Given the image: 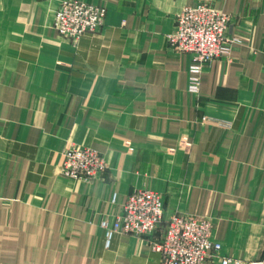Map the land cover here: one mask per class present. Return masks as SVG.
Returning <instances> with one entry per match:
<instances>
[{
  "label": "crops",
  "instance_id": "crops-1",
  "mask_svg": "<svg viewBox=\"0 0 264 264\" xmlns=\"http://www.w3.org/2000/svg\"><path fill=\"white\" fill-rule=\"evenodd\" d=\"M62 1L0 0V264H159L149 241L172 214L209 218L221 255L264 264V0H78L106 17L75 41L52 27ZM204 1L242 43L195 96L166 35ZM83 147L107 162L91 183L61 174ZM143 188L163 199L161 226L105 249L100 222Z\"/></svg>",
  "mask_w": 264,
  "mask_h": 264
},
{
  "label": "built area",
  "instance_id": "built-area-1",
  "mask_svg": "<svg viewBox=\"0 0 264 264\" xmlns=\"http://www.w3.org/2000/svg\"><path fill=\"white\" fill-rule=\"evenodd\" d=\"M106 9L78 0L62 2L53 17L52 27L63 38L78 40L94 34L103 26ZM232 16L214 9L209 2L184 7L174 19L172 31L166 35L169 49L190 56L187 92L199 95L200 76L217 59H228L233 45L242 43L239 37H227ZM208 121V119H204ZM227 129L224 122H215ZM107 168L104 155L91 148H69L63 153L61 174L69 180L91 183ZM113 194L111 203L115 204ZM164 204L161 195L149 188L132 191L122 203L119 213L104 218L100 228L104 248L110 247L115 234L145 239L163 222ZM213 223L209 218L172 214L166 222L160 241H149L152 252L159 255V264H241L239 260L221 255V245L213 240Z\"/></svg>",
  "mask_w": 264,
  "mask_h": 264
},
{
  "label": "rangeland",
  "instance_id": "rangeland-1",
  "mask_svg": "<svg viewBox=\"0 0 264 264\" xmlns=\"http://www.w3.org/2000/svg\"><path fill=\"white\" fill-rule=\"evenodd\" d=\"M62 2H64V1H62ZM62 2H61V3H62ZM61 3H60V4H61ZM204 121H205V120H204ZM216 126H217V125H216Z\"/></svg>",
  "mask_w": 264,
  "mask_h": 264
}]
</instances>
